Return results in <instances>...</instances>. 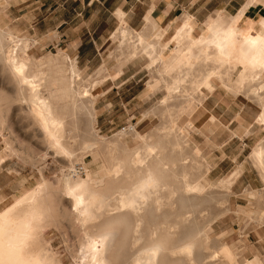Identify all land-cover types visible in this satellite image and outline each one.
Returning a JSON list of instances; mask_svg holds the SVG:
<instances>
[{"label":"bare ground","instance_id":"obj_1","mask_svg":"<svg viewBox=\"0 0 264 264\" xmlns=\"http://www.w3.org/2000/svg\"><path fill=\"white\" fill-rule=\"evenodd\" d=\"M257 1L264 5V0H246L234 14L219 10L207 24L208 33L198 37L192 35L193 27L185 16L165 41L162 29L148 17L145 31L155 33L153 38L122 25L124 13L116 10L121 21L113 34L119 38L121 50L117 60L148 58L146 67L160 75L158 88L166 92L160 101V126L147 135L131 132L140 141L135 148L126 146V133L107 140L92 135L96 116L91 89L104 81V67L97 76L83 80L70 58L65 78L62 67L53 69L55 56L36 60L28 53L27 37L0 29V69L13 91L12 95L0 93L4 149L25 162L35 163L38 158L21 153L12 144L7 118L17 105L19 115L36 130L46 154L67 166L56 186L42 179L20 196L2 202L0 264H62L42 231L63 220L73 230L75 241L68 253L76 264H195L202 255L206 264H217L213 261L217 251L207 245L210 229L191 227L194 198L208 189H229L241 170L216 182L191 175L199 160L192 157L190 162H182L190 122L179 123L178 119L184 113L203 110L206 93L220 84L227 91L252 96L259 108L255 126L264 128V18L254 21L245 16ZM175 96L180 103L174 104ZM79 110L89 119L88 136L81 134ZM263 140L252 149L250 161L264 185ZM85 153L91 154L92 160L83 163L81 175L74 161L82 162ZM257 193L247 194L255 199ZM258 196L264 208V187ZM63 199H67V207ZM235 213L241 214L239 210ZM247 213L251 218L258 214L252 208ZM262 218L264 209L257 219ZM219 249L224 251L223 246ZM239 261L229 258L228 264H264L257 255Z\"/></svg>","mask_w":264,"mask_h":264},{"label":"rangeland","instance_id":"obj_2","mask_svg":"<svg viewBox=\"0 0 264 264\" xmlns=\"http://www.w3.org/2000/svg\"><path fill=\"white\" fill-rule=\"evenodd\" d=\"M161 1L170 4L171 7L168 6L166 11L172 9L174 16L183 15L184 17L190 13L192 16L197 15L202 22H196L192 35L199 36L206 33V28L203 25L206 17H216L221 9L230 15L234 14L246 0ZM9 4L10 0H0V29L13 31L18 37H27L30 42L28 53L36 60L48 54L55 56L56 62L53 69L62 67V74L66 78L68 76L67 59L71 58L75 60L83 80L97 76L98 70L104 67L106 72L104 81L93 90L91 89L94 98L92 112L96 116L92 134L94 137H102L107 140L119 133H126L129 134L125 138L126 146L135 148L140 145V141L139 138L133 137L131 132L135 130L139 134L147 135L160 126L158 124L162 122L163 112L160 101L166 92L162 88H158L155 89L157 92L152 97L149 98L147 95L146 86L148 83H146V79H151L149 76L147 78L148 58L141 56L133 61L120 63L117 60L121 52L118 48L119 38L112 34L105 46L96 52L95 56L91 54L78 57L71 54L62 45V40L56 33L49 39H45L37 37L33 28L30 29L31 35L28 29L15 24L14 17L18 15V12ZM262 4L261 1L252 4L245 16L255 20L264 16V5ZM178 19L164 27L159 24L160 28L166 29L162 33L163 40L170 38V33L174 32L178 24ZM143 28L133 30L136 32ZM154 35L155 33L150 32L147 37L153 38ZM90 57L92 60L87 63L85 59ZM125 65L128 66L127 70L122 69ZM141 68L144 69L141 70ZM115 79L117 81H114ZM123 80L127 81L121 85ZM0 93L7 95L13 93L12 86L2 74L1 69ZM246 100L243 92L236 94L217 84L211 97L207 99L206 103H203V110L191 115L184 113L185 117L182 115L178 119L179 123L189 120L191 127H189L190 134L186 135L188 141L183 150L184 159L182 162H190L192 157H197L199 160V166L191 168V175L205 176L211 182H216L229 177L234 171L241 170L240 175L229 189H208L206 193L194 198L196 201L194 204L195 213L191 227L210 229L207 245L211 248L214 247L217 251V256L213 260L217 264H228L229 258H236L237 261L243 262L253 259L256 255L264 260V218L257 219L264 209L258 196V193L260 195L263 191L264 185L250 161L252 149L264 139V128L255 126L257 105L255 102H246ZM180 101L178 96L174 97V104H178ZM150 106L153 108L151 114L154 117L145 118L146 109ZM77 115L81 123L82 136L85 134L88 136L89 132L85 131L89 122L86 112L79 110ZM7 127L12 131L10 134L12 144L21 153L29 152L38 158L35 163H29L10 156L5 151L0 137V205L5 200L20 196L22 192L33 187L42 179L56 186L62 175L61 170L67 168L59 158H53L50 153L46 154L43 144L35 135L36 130L19 115L17 105H14L9 112ZM131 127L133 131L130 130ZM81 159L82 162L81 160L74 161V163L76 162L74 165L82 175L83 163L89 164L92 156L85 153ZM250 191L258 192L255 199L250 198L247 194ZM182 199H186V196H182ZM63 203L67 207V199H63ZM249 208L255 209L258 214L251 218L247 213ZM236 210L240 211L239 216H235ZM42 233L47 243L61 258L62 264H76L68 253V248L72 246L75 237L66 220H63L58 226L46 225ZM220 246H223L224 251H220ZM202 257L203 255L195 264H206L207 259H202Z\"/></svg>","mask_w":264,"mask_h":264},{"label":"crops","instance_id":"obj_3","mask_svg":"<svg viewBox=\"0 0 264 264\" xmlns=\"http://www.w3.org/2000/svg\"><path fill=\"white\" fill-rule=\"evenodd\" d=\"M9 5L16 8L18 12V15L14 17V20H16L15 24L23 26L24 29H28L31 35L32 32L30 29L33 28V32L35 31L34 34L37 37H43L45 39H49L50 36L56 33L62 40V45L65 46L71 54L77 55L78 57L91 54L95 56L96 52L100 51V49L105 46L110 35L112 34L113 36L117 27L121 25L120 19L116 16L117 9H121L124 13L122 25H126V27L133 32H135L133 29L140 30L145 25L141 31H136L135 33L147 32L145 31V29H147L146 17H148L150 23L158 27L161 25L164 27L167 24L174 23L176 19L179 18L178 24L176 25V27H178L183 21L182 18L185 17H183V15H180V17L174 16L172 14V9L166 11V8L170 4L162 2L161 0H10ZM186 16L190 19L189 23L193 27V30L196 22H202L197 15L192 16L190 13ZM262 17L264 18V16H260L257 20H253L258 21L262 19ZM212 18L214 17L208 16L203 21V25L206 28L205 35L208 33L207 24ZM176 27L174 32L170 33V38L175 33ZM164 31H166V29H162V33H164ZM12 33L14 34L13 31ZM162 38L163 34L161 36V39ZM85 60L88 63L92 59L90 57ZM123 62L127 61H121L120 63ZM122 69L127 70L128 66L125 65ZM143 69L144 68H141V70ZM146 70L148 71L147 78L148 76L151 78L146 79V83H148L146 86L147 95L150 98V96L152 97V95L157 92L155 89L160 86V75L152 72L148 68ZM114 81H117V79ZM126 81L127 80H123L121 85ZM213 92L206 93L203 103H206ZM235 93L238 94L237 92ZM245 97L247 98L246 102H255L252 96L245 95ZM150 107L146 109L145 115L143 114L145 118L154 117V115L151 114L153 108ZM251 165L254 166L252 161Z\"/></svg>","mask_w":264,"mask_h":264},{"label":"snow or ice","instance_id":"obj_4","mask_svg":"<svg viewBox=\"0 0 264 264\" xmlns=\"http://www.w3.org/2000/svg\"><path fill=\"white\" fill-rule=\"evenodd\" d=\"M35 264H39V261H36Z\"/></svg>","mask_w":264,"mask_h":264}]
</instances>
